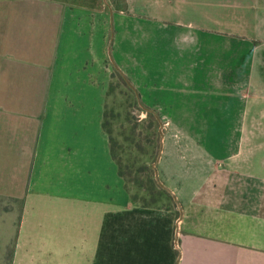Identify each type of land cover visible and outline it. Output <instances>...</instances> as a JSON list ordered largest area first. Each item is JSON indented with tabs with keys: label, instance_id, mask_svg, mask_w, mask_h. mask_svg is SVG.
<instances>
[{
	"label": "crops",
	"instance_id": "0c3cea01",
	"mask_svg": "<svg viewBox=\"0 0 264 264\" xmlns=\"http://www.w3.org/2000/svg\"><path fill=\"white\" fill-rule=\"evenodd\" d=\"M110 1L0 0V77L35 83L0 89V147L20 163L0 171L15 181L0 264H264V36L231 28L241 0ZM116 67L159 115L173 206L134 203L120 176L104 129Z\"/></svg>",
	"mask_w": 264,
	"mask_h": 264
},
{
	"label": "rangeland",
	"instance_id": "374dc122",
	"mask_svg": "<svg viewBox=\"0 0 264 264\" xmlns=\"http://www.w3.org/2000/svg\"><path fill=\"white\" fill-rule=\"evenodd\" d=\"M113 1L121 6L123 0ZM259 2L263 3L264 0L258 2L257 0H241L239 3L232 1L230 8L231 28L237 27L239 21L244 35L249 36L250 39L263 37L264 18L260 15L264 12V8H260L261 11L252 9L253 5ZM87 4L97 8L103 7L108 11L111 1L87 0ZM236 12L238 13L236 14ZM247 71L248 67L245 72ZM114 75L110 78L107 89L105 123L106 130L109 131L112 138L113 148L122 161V171L126 174L129 193L137 195L139 201H146L165 208L173 206L175 200L160 193L164 189L158 174V162L165 130L161 126L159 115L155 114V117L148 115L149 112L142 103L140 93L129 77H125L118 72ZM34 85V77H0L1 90L19 91L24 96L34 92ZM38 87H40L39 83ZM23 100L30 102L34 101V98L24 97ZM25 130L23 135L25 141L33 142L34 125H26ZM32 149V146L22 147V154L26 155L27 153V159H29V161L22 162L21 165L24 186L27 185L26 178L30 170ZM17 154L18 151L17 149L14 151V147H0V171H8L12 166L20 165V163L14 161ZM14 183L12 177L0 178V185L14 187Z\"/></svg>",
	"mask_w": 264,
	"mask_h": 264
},
{
	"label": "trees",
	"instance_id": "16d2710c",
	"mask_svg": "<svg viewBox=\"0 0 264 264\" xmlns=\"http://www.w3.org/2000/svg\"><path fill=\"white\" fill-rule=\"evenodd\" d=\"M116 72H118L119 74L122 75L121 71L116 67L115 68V74ZM115 76V75H114ZM125 78V77H124ZM128 81V80H126ZM147 108V107H145ZM106 112V111H105ZM148 115L152 116V117H155V114L153 112H149ZM105 118H106V113L104 115V129L106 130V123H105ZM106 132L108 133L109 137H110V149H111V153H112V156L113 158L116 160V162L118 163V166H119V172H120V176H122V178L125 180L126 182V188L128 189V186H127V179H126V174L122 171V161L118 158L114 148H113V145H112V138L109 134V131L106 130ZM164 190H161L160 193H163L165 194L168 198L170 199H173V196L165 189L163 188ZM129 191V189H128ZM130 192V191H129ZM130 196H131V199L134 203H138L139 205H141L142 207H157V208H165V207H160V206H156L155 204L153 203H147L146 201H139L138 200V196L137 195H133L132 193H130Z\"/></svg>",
	"mask_w": 264,
	"mask_h": 264
}]
</instances>
